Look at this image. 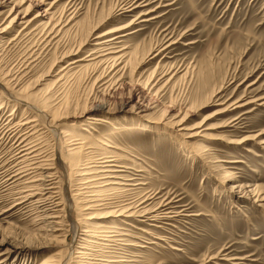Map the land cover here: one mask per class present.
Masks as SVG:
<instances>
[{"label":"rangeland","instance_id":"rangeland-1","mask_svg":"<svg viewBox=\"0 0 264 264\" xmlns=\"http://www.w3.org/2000/svg\"><path fill=\"white\" fill-rule=\"evenodd\" d=\"M34 1L0 7V27L9 24L15 3L29 18L43 15L31 26L34 33L18 35V29L0 37V240L19 246L0 244V264H41L49 256L59 264H100L119 255L127 256L122 264H264V200L229 190L256 185L264 193V99L210 117L220 102L264 97V0H132L143 5L130 12L120 8L131 0H44L32 7ZM52 3L55 19L75 11L58 38L30 56ZM142 12H149L147 21L138 18ZM119 27H125L126 56L115 70L107 64L64 70L90 53L97 33ZM137 88L145 92L146 112L136 106ZM92 104L106 108L85 112ZM46 107L53 117L41 112ZM93 116L111 123L89 122ZM168 118L181 126L157 121ZM32 120L31 140L48 159L41 171L54 188L16 205L25 186L11 177L25 144L23 123ZM203 124L208 137L197 138L193 149L177 133ZM82 137L95 143L87 158L114 151L134 168L121 173L146 183L140 194L159 193L143 204L149 211L168 203L179 216L118 215L115 206L127 202L119 196L87 208L89 198L78 194L86 178L72 152ZM198 148L205 157L194 156ZM39 197L44 208L34 203ZM98 222L115 224L121 240L91 236Z\"/></svg>","mask_w":264,"mask_h":264},{"label":"bare ground","instance_id":"bare-ground-1","mask_svg":"<svg viewBox=\"0 0 264 264\" xmlns=\"http://www.w3.org/2000/svg\"><path fill=\"white\" fill-rule=\"evenodd\" d=\"M14 1L15 0H0V7L1 8L7 7L10 4H12ZM35 1L32 2V7L40 6L44 2V0H35ZM142 5L143 4L138 3V1L133 2L131 0L127 2L124 6H122L120 10H123V12H130ZM19 6L20 4L15 3L11 7V10L7 16L8 19L9 17H11L9 24L0 27V37H2L4 34H8L18 29H19L18 35L23 33L25 30L26 32L31 31L32 33H34L33 29H30V28L35 22V20L43 16L42 13L38 12L34 17L29 18V10H25L23 12L19 11L18 10ZM54 6L55 4L52 3L48 9H45V14L49 15L48 17L49 21L44 25L45 26L44 30L40 34L38 41H35L36 45H33V47L31 48L29 52L30 56L31 55L34 56L33 52L39 49L41 45H44L43 47H45L48 44H50L52 41L57 39L58 38L57 35L63 30V28H61L60 26L62 25V23L70 22L72 18L70 16L75 11V10L72 11L69 14L70 16H67L68 18L65 16L66 18L63 19L64 15L67 13L65 12L63 13V15H60L55 19V13L54 11H52ZM149 12H151V10ZM149 12L140 13L138 18L139 19L142 18L141 22L148 20L147 18H145V16L148 15ZM97 28L98 27L93 28L94 31L92 30V32L94 33ZM123 28L125 27L109 29L107 31L97 33L95 36V42L93 44L94 48L90 51V53H88L85 57L72 60L71 63H68V65L64 68V70L70 71L75 68L77 69V68H82V67H97L101 64H104V65L107 64V66L109 67V70L110 69L115 70L120 64L124 62L125 60L124 58L126 56V52L125 51L123 52V50H125L126 47H122V45H120L121 43L120 39L126 35V33L124 34L121 33V30H123ZM111 34H114V35L109 36ZM156 55L157 53L155 54V56ZM150 57H152V55ZM82 61H86V63L85 64L81 63ZM126 63H127V60L125 61V64ZM137 90L138 91L136 93L138 94V99H137L138 101L137 102L135 101L136 106L138 109H140V112H146L149 106L146 105V103H144V100H145L144 93L145 92L142 90L139 91V88H137ZM262 99H264V97H259L257 99L255 98L252 100L251 98H248L246 94V95H243L242 97L237 98L236 100H234L233 102H231L230 104L226 106H225V102H220L219 104H222V105L224 104L223 107L220 110L215 111L213 114H211L210 117H213L214 115H217L223 112L241 108L243 106H246L250 102H256ZM131 100L132 98H130V100H127L126 104H129ZM94 108H106V106L104 104H92L87 110H85V112H87L89 109H94ZM41 112L45 114L46 117H53V110H50L49 107H46L45 109L41 110ZM92 119L93 120L91 121L89 120V122L104 121V122L111 123V121L104 120L98 116H93ZM239 119L240 117L234 118L235 124H238ZM164 120L161 119L157 121L173 129L174 127H177V125L181 126V123L178 121H175L174 118H168L165 121ZM34 121H36V119ZM31 122H33V120L23 123V125L26 127L25 129H27L26 135L24 134L25 137L22 140V142H25V144L23 145V148L18 152V154L15 157V160L17 161L16 170H15V175L11 177V179L13 180L15 179L13 182L23 181L24 183L25 189L20 191L22 195L19 197V199H22L23 201L16 204V205L23 204V206L29 205L30 202H26V201L33 199L36 196H39V194L40 195L48 194L51 188H54L52 186L54 183L52 182V179L49 178L51 177V175H47L46 173L47 170L41 171L46 168L47 169L49 168L45 166L48 164L46 163L48 159L45 158V156H43L42 154L43 152L41 151L40 147H37V145L39 144L35 143L34 140H31L32 138L31 136L34 135L32 131L33 127L34 128L36 127V125L33 124L34 122L33 123ZM73 126H78V125L76 123H73ZM207 129H210V127L205 126V124L193 125L190 127H182V128L179 127L177 133L181 135L183 139L186 140L187 146L193 149L196 145L195 140L197 138L200 139V138L208 137L207 134L204 133V131ZM77 140H81V141H76L75 143H73L75 147L72 148V152H73V155H76L75 156L76 161L74 160L75 163L73 164L75 165L77 169L80 170L82 176H85L86 178V183L83 185L82 188H80L81 191H78L79 192L78 194L83 195L86 198H89L88 200L89 206L87 208H91V207L98 206V205L106 206L107 203H103V202L109 199H115L117 196H119V197H123L127 202L124 205L115 206L118 208L117 210H115L118 215L127 214L128 216L145 217V218H142V220L147 219V220H152V221H158L161 218H166L169 220L172 218L176 219L177 216H179L180 212L176 210L177 208L174 206L167 207L168 203H163L159 205L160 207L154 208L155 210L153 209L149 211L151 209V208H148L149 204L148 205H143V204L147 202L148 200L154 199L159 193L156 192V193L150 194V192H145L143 194H140L141 191L140 190L138 191L139 186L142 184H146V183L138 182L139 179L137 178L135 173H130L128 175H124V173H121V172H126V169H134V168L128 167L127 165L123 164L124 162L120 160V158L114 151H111L110 153L105 152L103 156H100L98 158H90V157L87 158L88 154L90 155V153L89 152L87 153L85 151L88 148L90 149L91 148L90 145H93L95 143H90L89 142L90 139L86 137H82ZM243 140H240V141H243ZM260 144H264V140H261ZM248 150L250 152L252 151L251 149H248ZM204 154L205 153L201 148L196 149L194 152V156L196 157H205ZM89 163L91 164L87 165ZM42 172L46 173V175L43 174ZM227 177L228 178L233 177V174H228ZM112 190H115V194L113 192V195L108 193V191H112ZM229 190L237 191L238 196H242V195L252 196L255 199V201L264 200L263 191L256 185L244 186L242 184H234L233 187L229 188ZM31 202H33V200ZM170 202L171 201H169V203ZM34 203L35 204L40 203L41 206L40 205L39 206L42 208L47 206V204H44V202H42L41 197L37 198L36 202ZM97 203H101V204H97ZM139 206H141V208H139ZM162 207L164 208L162 209ZM50 217L51 216H49L48 218ZM100 223L101 222H98V224H96L95 226L93 225L94 231L91 232L93 233V235L91 236H95L97 237V239L106 240L110 242L112 241L117 242L118 240H121V238H119L120 236L119 230H116L118 229V227L115 224H112L110 226H104L102 223L101 224ZM152 224L154 223L152 222ZM6 243L10 244L11 247L19 248V246L17 245V242L15 243V240H9L6 238H2L0 240V244H6ZM129 245H134V243H130ZM8 249L9 248H7V250ZM126 257H127L126 255H119L118 257L115 256L113 257L114 259H109L110 261L101 262L100 264H117V263L122 264L128 261ZM102 259H107V258L103 257ZM114 262H117V263H114ZM41 264H59V261L56 260L54 256H49V257H45L42 260Z\"/></svg>","mask_w":264,"mask_h":264}]
</instances>
